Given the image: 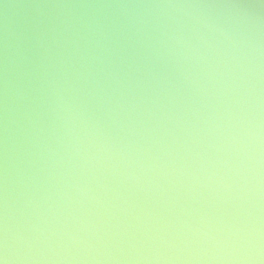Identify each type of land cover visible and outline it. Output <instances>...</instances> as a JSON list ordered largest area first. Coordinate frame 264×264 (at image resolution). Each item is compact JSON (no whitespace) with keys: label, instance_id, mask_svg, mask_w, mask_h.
Listing matches in <instances>:
<instances>
[{"label":"water","instance_id":"water-1","mask_svg":"<svg viewBox=\"0 0 264 264\" xmlns=\"http://www.w3.org/2000/svg\"><path fill=\"white\" fill-rule=\"evenodd\" d=\"M0 264H264V0H0Z\"/></svg>","mask_w":264,"mask_h":264}]
</instances>
